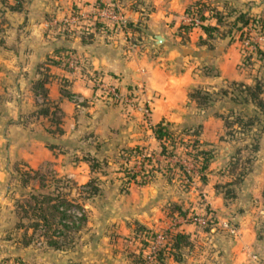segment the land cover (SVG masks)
I'll use <instances>...</instances> for the list:
<instances>
[{
	"label": "crops",
	"instance_id": "crops-1",
	"mask_svg": "<svg viewBox=\"0 0 264 264\" xmlns=\"http://www.w3.org/2000/svg\"><path fill=\"white\" fill-rule=\"evenodd\" d=\"M102 1L105 0H22L20 9L12 10L7 5L12 0H0V7L5 9L4 15H0V214L6 210L2 200L9 199L2 187L8 189L11 172L21 165L40 171L49 165L78 185L94 178L99 190L90 196L95 200L90 206L100 208L109 199L110 205L116 207L112 208L118 218L116 227L108 230L91 225L78 229L80 241H73L67 248H52L57 251L54 255H58L53 264H133L129 258L120 261L111 250L115 239L120 241V233L129 236L134 232L136 221L148 223L146 212L156 209L151 203L158 196V185L156 180L144 184L134 179L124 181L123 170L155 166L153 158L150 163L139 165V156L131 153L142 147L149 154L152 151L156 154L158 140L153 127L157 122L179 124L192 112H204L188 97L192 87H198L195 77L199 74L187 63L176 66L187 55L183 43H173L174 39L183 38L184 32L178 28L184 21L180 17L195 0H112L129 20V26L123 29L91 26L86 32L77 28L65 33L61 22L53 23V19L59 20L68 13L74 3ZM232 1L227 4L220 0L216 7L222 11L232 3V7L242 11L264 15V0ZM205 14L209 17L204 23L220 26L207 10ZM190 30L197 31L198 37L205 36L200 26ZM200 47L203 51L204 46ZM64 52L74 57V67L62 63ZM211 56L221 55L214 50ZM44 74L46 96L42 97L33 85ZM93 74L116 82L121 90L144 87L146 94L152 95L150 114L146 116L137 109L124 110L98 97L90 79ZM43 104L58 107L55 113L60 116L61 130L55 129L51 120L55 107H50L46 114L38 112ZM217 116L209 115L202 122ZM259 135L254 163L242 179L235 182L232 173L228 178L223 175L222 152L227 154L229 150L228 144H223L208 166L212 169L206 173L210 178L199 182L202 200L216 214L217 225L204 231L178 219L181 223L176 230L188 233L191 239L202 242L212 232L210 239L218 247L219 255L211 260L170 258L167 264H197L200 259L203 260L199 264L264 263V129ZM202 137H207L205 124ZM222 181L240 187L236 196L233 194L235 197L231 195L227 200L224 191L215 188ZM122 182L126 190L115 192ZM153 216L156 212L150 213L149 217ZM224 222L228 224L226 227L222 225ZM31 245L24 244V255H30Z\"/></svg>",
	"mask_w": 264,
	"mask_h": 264
},
{
	"label": "rangeland",
	"instance_id": "rangeland-1",
	"mask_svg": "<svg viewBox=\"0 0 264 264\" xmlns=\"http://www.w3.org/2000/svg\"><path fill=\"white\" fill-rule=\"evenodd\" d=\"M106 1L110 0L102 2ZM207 1L209 2L210 8L217 9V2L220 0ZM225 1L228 4L230 0ZM233 2L234 1H232V3ZM232 3H230L231 5L229 4L226 9H221L222 11L224 10L225 13L223 18L224 22L220 27V31L213 32L210 37H204L205 42L199 39L197 31L194 30H190L193 32L186 31L181 40L174 39V44H176V42L184 44L183 50L187 55V57L184 56L185 58L179 61V64H176V66H180V64L185 65L187 63L194 73H198V77H195V83H198V87H203L204 85L205 88L211 91L213 102L204 108V112H200V110L199 113L192 112L189 118L182 123L171 124L173 136L165 139L167 152L160 151L161 145L158 141V147L156 148L158 151H156V154L152 151L145 156L142 155L143 153L139 155V165L144 162L150 163L149 161L152 158L155 164V166L153 165V171H151L152 174L150 173V180H156V184L158 185V196L154 202L151 201V204L155 205L156 209H150L146 212L148 223H141L154 234L155 232L156 234L160 232H173L181 221L192 223L204 231H209L212 226L217 225L216 214L211 208H208L202 200V185L200 183L203 181L199 176L204 175L205 179L207 178L208 180L210 176L206 173L212 172V169L210 170L209 167H207L204 171H200L198 166V153L194 150L195 147H192V140L196 136L194 135V130L199 129L201 131V135L199 136V140H201L200 144L201 142H207L202 146L213 150V157L210 159L209 165L214 161L217 155L216 153H218L217 150L220 149L223 144H228V153L224 154L223 151V159L221 158L223 160L221 168H224L222 173L227 178L232 173V180L236 182L239 181L248 171V168L254 163L253 159L256 156V150H251L248 144L258 141V135L264 128V111L257 109L251 103L230 100L231 93L223 94L221 89H228L238 96L236 97L237 99H240L244 95L241 91H238V86L234 85L232 83L233 81L253 84L255 79H259L260 83L262 82L264 85V56L253 55V58L247 62L243 59L244 55H247L250 50L254 51L253 46L255 43H258L262 50L264 49V30L254 29L249 26H242V28L240 23L234 24L233 22L235 21L236 15L243 11L240 8L232 7ZM86 4L89 3L83 2L79 5L74 3L68 11ZM4 11L5 9L0 7V15H4ZM207 11L209 14H212L211 10ZM48 14H50L49 11ZM184 17L185 14L182 15V18L180 17V20H184ZM184 21L188 22V20ZM58 22L59 20L56 23ZM196 26L198 27L200 25H194V27ZM190 34L192 37H190ZM201 45L204 46L203 51L201 49L202 47H200ZM197 46H199V49L196 48ZM214 50L219 51L221 55L220 58L211 56ZM198 52L200 53L197 54ZM222 53L224 54L222 55ZM199 55L203 56L204 59L201 58V56L199 57ZM92 76L98 77L101 75L93 74ZM194 87H192V89ZM132 88L136 91L145 89L142 86H134ZM97 96L99 97V95ZM150 97L152 100V95ZM111 103L124 109L119 104ZM217 112L221 115L204 123L206 125L207 137H202L204 125L202 120L207 119V116L216 114ZM237 115L242 116L244 119L249 117L253 118V124L245 127L244 124L236 119ZM183 124L191 126L189 128L190 130H180V126ZM199 124L201 127H199ZM172 144L174 147L171 146ZM141 149L142 147H140L139 150ZM144 151L149 152L147 149ZM138 159H133V162ZM18 167L20 169L15 167L11 172L12 182L8 189L6 190L3 186L1 190L9 196V199L2 200L3 203H1L6 210L0 214V264H53L56 262L55 260H57L55 258H58V255H54L57 251L54 252V249H52L53 247L48 245L46 238L41 235V229H33L32 225L37 222L38 219L32 214L31 208H24V200L30 198L31 192H42L50 195L52 198L62 195L70 202L82 206L86 216L79 226L80 228L96 225L103 226L109 230L111 227H116L118 218L114 214V209H112L116 207L110 205L111 202L109 199L105 200L106 196L104 198L105 204L100 205V208L95 206L94 209L90 205H92V202L95 200H91L90 197L86 198L85 192L80 189V186L76 184V182L59 175V173H62L60 170L54 171V169L48 165L44 170H41L42 176L37 177V174H32L33 176L24 175V166L21 165ZM138 169L148 170L149 167L146 165L143 168L138 167ZM129 170H132V168ZM123 171L125 172V169ZM133 171L136 172L138 170ZM218 177L220 178V175ZM24 181H27L26 185H24ZM39 182L41 184H39ZM226 184H228V181L216 183L215 188L224 191L226 189ZM227 186V189L231 188L233 190L235 196L236 192L240 191L238 185L234 187L231 183V185ZM124 189L126 190V187L122 182L121 187L116 186L115 192L120 193V191H124ZM232 196L235 197L234 195ZM226 198L230 200V194L226 195ZM242 198L240 199L241 206L244 204ZM153 212H156V216L149 217L150 213ZM207 213H211L215 220H210V218L204 223H193L190 220H183L185 216L199 215L205 217ZM260 218L259 216V219ZM178 219H181V221H178ZM231 222L236 225L235 222ZM224 223L226 227L228 224L226 222ZM117 228L120 229L119 226H117ZM77 231L78 229L71 232L69 234L70 237L67 239L62 236L60 237L61 241H69L65 243L66 246H64V248L69 247L73 241H80L78 239L80 236H78L79 234ZM211 233L208 232L205 236L203 235L202 242H199L198 239L195 240L190 238L191 244L182 246L179 251L182 259L186 260L192 258L195 260L196 258H206L211 260L215 258V255H219L218 252H216L218 247L213 244L214 240L210 239ZM116 234L118 235L119 233ZM130 234L128 236L127 234L120 233V241L123 242V244L120 243L119 239H115L114 250H111V252H113L112 255H115L120 261L126 258L132 260V255H135L137 261L141 264L142 259L140 251L142 252V248L147 241H145L142 235L138 236V233L133 232L131 235ZM26 238H28L32 244L30 247L32 251H30V255L28 256L24 255V241ZM189 249L192 250L188 253ZM99 252H102V250H99ZM187 253L188 255H186ZM170 258L172 259L169 254H165L163 256V264H167ZM200 260L202 261L203 259ZM201 261L196 263L199 264ZM133 264L136 263L134 262Z\"/></svg>",
	"mask_w": 264,
	"mask_h": 264
},
{
	"label": "trees",
	"instance_id": "trees-1",
	"mask_svg": "<svg viewBox=\"0 0 264 264\" xmlns=\"http://www.w3.org/2000/svg\"><path fill=\"white\" fill-rule=\"evenodd\" d=\"M2 2H8L9 0H1ZM21 1L22 0H12L11 2H8V6L12 10H18L21 7ZM96 4H103L105 2H95ZM206 10H211L212 11V16L217 20V23L220 24V26L216 24H212L210 22H203L206 18L209 17L208 14H205ZM214 11V12H213ZM184 13L191 16V18H197L200 20V27L202 28L203 32L205 33V38L210 37L213 32H219L220 27L222 25L223 18H224V13L216 8H210L209 2L207 0H195L188 6H186ZM215 13V14H213ZM238 15V16H237ZM235 17V21L233 22L234 24L240 23L241 27H252L256 29H262L264 30V15H259V14H250L247 11L239 12ZM193 20L185 22L182 21L180 22L178 28L179 31H183V35H185L186 31H190V29L194 26ZM94 26L98 28H107L105 25L100 22L96 21L94 24L89 25L87 23L81 24L80 31L81 32H86L89 27ZM129 26V20H127L124 28H127ZM242 27V28H243ZM63 32L67 33L68 31H74V27H71L68 24H62ZM240 28V29H242ZM202 35L199 36V39H202L203 42H205V38ZM252 38V37H250ZM253 50H250L247 55H244V61H249L253 58V55H258V56H264V49L262 50L261 46L258 43H255L253 46ZM67 55L65 52L61 56V61L62 63L67 66ZM47 78L46 74H44L40 79H37L34 82V91L36 93H39L42 97L46 96V88L43 85V81ZM234 85L238 86V91H241V93L244 95L242 98H236V96L233 92L229 91L226 88H222L221 92L223 94H230V100H239L243 103H251L254 107L257 109H260L261 111H264V85L262 82L260 83L259 79H255L253 84L249 83H242V82H232ZM211 91L205 87H194L188 92V97L191 100H194L196 102L197 107L199 108H205L209 104L213 102L211 98ZM240 96V95H239ZM50 107H55L53 109L54 116L52 117V121H54L55 124V129L61 130L62 128L60 127L61 119L60 116H58L55 112H57V106L52 105V104H43L38 108L39 113L46 114L49 112ZM264 113V112H263ZM216 115H221L219 112L216 113ZM236 119L239 120L244 126H250L253 124V118H243L240 115L236 116ZM171 124L169 121H159L157 122L154 127V135L156 139L160 142L161 145V152H167V146L165 143L166 138H170L173 136V131L171 130ZM191 126H188L186 124H183L180 126V130L184 129L185 131L190 130ZM199 127L201 125L199 124ZM198 127V128H199ZM264 129V128H263ZM193 130V129H192ZM201 131L199 129L194 130V135L195 138L192 140V147H195V151L198 153V161H199V168L200 171H204L208 165L210 159L213 157V150L211 148H206L203 147L202 145L207 143V142H201L199 140V136L201 135ZM258 142H259V135H258V141L254 143L248 144V147L251 148V150H256L258 147ZM175 144V143H174ZM174 147V145H171ZM136 148L135 151H133V155H140L144 153L145 155H148L145 150V148ZM17 169H20L17 167ZM153 169V166L149 168L148 170L145 169H140L136 172L133 170H129L128 168H125L124 176H126V179L124 181H129L131 179H134L135 182L139 184H144L150 181V176H151V171ZM151 173V174H150ZM31 174V175H30ZM34 174H37V177L42 176V172L38 169H32V168H24V175L26 176H33ZM138 175V176H137ZM137 176V177H136ZM201 180H205L204 175L199 176ZM240 180V179H239ZM234 182V181H232ZM236 182V181H235ZM231 182H228L225 186L224 193L226 195H233V190L227 189V185H229ZM27 184V181H24V185ZM39 184H41L39 182ZM80 189L85 192V197H90L93 194L98 193L99 186L96 184V180L94 178L90 179L87 183L83 185H79ZM41 193V194H40ZM30 193V198L24 200V208H31L32 214L36 217L37 222L33 223L32 227L34 230H37L38 228L41 229V235L46 238L47 244L55 247V248H61L66 246L65 243L69 241H61L60 237H65L66 239L70 237V233L79 229L81 223L85 219V212L83 211L82 215L78 219H74L72 216V213H70L68 210L72 209H83L82 206L70 202L67 200L62 195H59L56 198H52L50 195L45 194V193ZM31 200V201H30ZM179 208V207H178ZM209 210V209H207ZM26 211V210H25ZM214 218V217H213ZM212 220H215L213 219ZM134 232L138 233V236L142 235L145 241L148 242V239H152L155 237V234L150 231L148 228H146L143 224L140 222L136 221L135 226H134ZM167 236L168 243L163 244L157 252L155 261L153 263H148L145 257L143 256L142 252L140 251V256L142 259L141 264H163V256L165 254H169L173 260L180 261L182 260V256H180V250L182 246L185 245H190V236L188 233L183 232L181 230H176L173 232H164ZM25 235V234H24ZM134 237V236H133ZM31 241L26 238L24 241V244L30 243ZM68 244V243H67ZM145 243L144 245H146ZM179 253V254H178ZM135 261H134V260ZM132 260L136 264H140L139 261H137L135 255H132ZM132 261V262H133ZM133 262V263H134Z\"/></svg>",
	"mask_w": 264,
	"mask_h": 264
},
{
	"label": "built area",
	"instance_id": "built-area-1",
	"mask_svg": "<svg viewBox=\"0 0 264 264\" xmlns=\"http://www.w3.org/2000/svg\"><path fill=\"white\" fill-rule=\"evenodd\" d=\"M128 18L121 7L114 1H106L103 4L91 3L87 5L78 6L77 8H72L68 13L64 14L59 22L62 24H68L74 29H79L81 24L87 23L89 25L94 24L96 21L102 22L105 27L116 30L123 29ZM184 20H193L195 25L200 23L197 18H191L185 14ZM58 19H53V23H56ZM68 65L74 67V57L72 55L67 56ZM95 85L96 94L102 99H106L110 102L119 104L124 108V110L137 109L144 115H149L151 112V95H147L145 90L140 89L136 91L133 88H127L121 90L116 82H107L104 80L103 76H92L90 78ZM149 154V152H147ZM144 155V153L142 154ZM72 213L73 218L78 219L84 209H72L68 210ZM214 216L211 213H207L204 216H185L184 221L190 220L193 223H204L206 220H212ZM223 225H226L223 223ZM168 243L166 234L160 232L155 235L154 238L148 239L147 244L142 248V254L148 263H153L155 261L158 249L163 245Z\"/></svg>",
	"mask_w": 264,
	"mask_h": 264
},
{
	"label": "water",
	"instance_id": "water-1",
	"mask_svg": "<svg viewBox=\"0 0 264 264\" xmlns=\"http://www.w3.org/2000/svg\"><path fill=\"white\" fill-rule=\"evenodd\" d=\"M156 38H158V39H159V38H160V35H156Z\"/></svg>",
	"mask_w": 264,
	"mask_h": 264
}]
</instances>
